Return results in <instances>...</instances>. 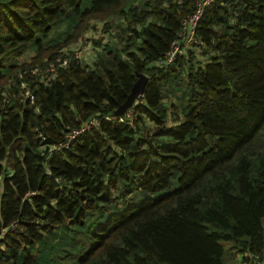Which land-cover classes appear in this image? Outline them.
<instances>
[{"label":"trees","instance_id":"trees-1","mask_svg":"<svg viewBox=\"0 0 264 264\" xmlns=\"http://www.w3.org/2000/svg\"><path fill=\"white\" fill-rule=\"evenodd\" d=\"M198 1L0 0V264H264V0L166 63Z\"/></svg>","mask_w":264,"mask_h":264},{"label":"built area","instance_id":"built-area-1","mask_svg":"<svg viewBox=\"0 0 264 264\" xmlns=\"http://www.w3.org/2000/svg\"><path fill=\"white\" fill-rule=\"evenodd\" d=\"M213 0H199L197 2L196 8L193 13L185 16L183 18L182 22V28L178 34L177 39H175L172 42L171 48L165 53L164 60L166 63L172 62L175 58V55L181 52L182 46H191L197 42V38L195 35V26L197 24V21L202 13V10L212 2ZM75 56L78 58H81L85 54H80L81 52L79 50H74ZM61 64L66 65L67 59H63ZM55 64H50L49 67L46 69L47 72H55ZM25 94L28 95L29 92L26 89ZM143 101V95L142 93L138 95V97L135 99L133 105L127 109L123 115L118 116L120 120H125L127 122H131L134 118V107L137 103ZM90 125H98V121L96 119H91L89 121ZM89 124L83 126L81 129H75L71 131L67 135V140L73 138L76 134L84 130L86 127H89ZM258 264V263H253Z\"/></svg>","mask_w":264,"mask_h":264},{"label":"water","instance_id":"water-1","mask_svg":"<svg viewBox=\"0 0 264 264\" xmlns=\"http://www.w3.org/2000/svg\"><path fill=\"white\" fill-rule=\"evenodd\" d=\"M147 79L145 74L139 73L137 80L134 82L130 93L127 95L125 101L119 105L113 113L117 116H121L124 112L129 109L139 94L143 92L144 83Z\"/></svg>","mask_w":264,"mask_h":264},{"label":"rangeland","instance_id":"rangeland-1","mask_svg":"<svg viewBox=\"0 0 264 264\" xmlns=\"http://www.w3.org/2000/svg\"><path fill=\"white\" fill-rule=\"evenodd\" d=\"M70 49L71 50H79L81 53L80 54H85V57L87 58H89V54H90V52H91V48H90V46L88 45V41H87V39L86 38H82L81 39V42H80V44L79 43H77V41L76 42H74V43H72L71 45H70ZM83 57V56H82ZM181 92V91H180ZM171 101H173V102H175V103H177L178 101L174 98V97H171L170 96V98H168L167 100H166V103L167 104H171ZM66 231L67 230H65L64 231V233H66ZM62 232V231H61ZM68 232V231H67ZM68 236H71V234L70 233H68ZM59 237V236H58ZM56 240H58L57 239V237H56ZM73 241V240H72ZM71 241V242H72ZM56 242V241H55ZM71 244V243H70ZM63 251H66V250H68V247L66 246V243H64L63 245H62V248H61Z\"/></svg>","mask_w":264,"mask_h":264}]
</instances>
